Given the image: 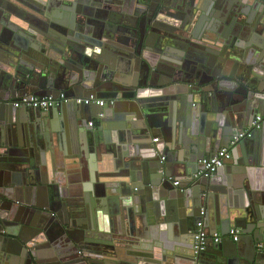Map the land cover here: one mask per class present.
<instances>
[{
	"label": "water",
	"instance_id": "water-1",
	"mask_svg": "<svg viewBox=\"0 0 264 264\" xmlns=\"http://www.w3.org/2000/svg\"><path fill=\"white\" fill-rule=\"evenodd\" d=\"M184 1L189 27L176 0H0V264H264V147L230 145L264 112V0ZM61 94L106 104H10ZM225 147L230 171L195 178ZM210 201L223 241L196 257Z\"/></svg>",
	"mask_w": 264,
	"mask_h": 264
},
{
	"label": "built area",
	"instance_id": "built-area-1",
	"mask_svg": "<svg viewBox=\"0 0 264 264\" xmlns=\"http://www.w3.org/2000/svg\"><path fill=\"white\" fill-rule=\"evenodd\" d=\"M74 101L76 103H84L87 105L95 104L99 107H104L106 101L95 96H91L88 99H78V98H69L65 94H61L58 98L52 96H36V95H26L23 97H18L15 101L10 104L16 109H39L41 111H49L55 108L59 104L69 103ZM114 101H111L110 104H113ZM103 118V114L98 116V119ZM95 121L89 122V126L94 127ZM264 127V112L259 113L251 124L237 132L231 141V146H235L241 141H246L253 138L256 132H259ZM158 139H154V142H157ZM231 151L229 148H221L218 153L211 157L199 161L201 168L195 174V178H212L215 176L223 167H225L227 161L231 159ZM164 160V158L162 159ZM173 185L175 187L180 186L179 181H174ZM204 209V208H203ZM201 210V220L196 225V230L193 236V252L194 256H199L201 253L208 249L210 242L215 245H220L223 241V236L220 232L209 233L205 227L203 221V216L205 215V210ZM240 230L237 228H232L230 230V238L234 242H238L240 238Z\"/></svg>",
	"mask_w": 264,
	"mask_h": 264
},
{
	"label": "crops",
	"instance_id": "crops-1",
	"mask_svg": "<svg viewBox=\"0 0 264 264\" xmlns=\"http://www.w3.org/2000/svg\"><path fill=\"white\" fill-rule=\"evenodd\" d=\"M32 3H36V5L39 3V0H30ZM249 6V8H251V6L250 5H248ZM253 8L254 7H252L251 9L253 10ZM151 93L153 94V95H156L157 93H161V92H156V91H151ZM150 92L149 93H146V95L147 96H151L152 94H151ZM105 100V99H104ZM197 107V106H196ZM237 112H238V115H241V109H238L237 110ZM93 121H95V124H94V127H92V129L93 130H97V128L100 126L99 124H98V121H96L94 118L92 119ZM90 122V121H89ZM251 124V123H250ZM249 124V125H250ZM248 125V126H249ZM247 126V127H248ZM88 127H91V126H89V123H88ZM246 128V127H245ZM226 129H229V127H227ZM230 129H231V127H230ZM244 129V128H243ZM264 129V128H263ZM263 129H262V131H263ZM242 130V129H241ZM241 130H238L237 132H239V131H241ZM237 132H235L234 134H236ZM257 133V132H256ZM258 139L259 140H257V141H255V143H257V144H259V146H260V148L261 147H264V134H262L261 132H260V134H259V132H258ZM260 135V136H259ZM159 137H161V135H159V134H157V135H155L152 139H151V141L152 142H154V139H157V138H159ZM158 144H162V141H161V139L160 140H158ZM69 157V156H68ZM71 158V157H70ZM70 165H72V166H76L75 164H73V163H71ZM50 167H52V165H49ZM56 166V165H55ZM57 167V166H56ZM226 169H228L229 171H230V169L229 168H231V166H227L226 165ZM229 167V168H228ZM100 168H106L107 169V172H111V173H113V171H114V167H113V165L112 166H110L109 165V162L105 165V166H100ZM58 171V176L60 177L59 179H61V180H63V181H66V179H67V175H66V173H64V172H62V170L59 172V170L60 169H57ZM83 172V171H82ZM106 172V173H107ZM116 172V171H115ZM222 173L223 174H225V176L227 175V173L225 172V168H224V170H222ZM85 174H88V172H83L82 174H80V176L82 177V180L83 181H86L87 180V177L86 176H84ZM173 176L174 177H172V180H173V182L174 181H179L180 182V186L182 185V181H181V178H182V176L181 175H179V174H177V173H174L173 172ZM74 175H76V174H74ZM74 175H72V176H74ZM66 177V178H65ZM80 177V178H81ZM72 180H74V181H76V180H78V177L76 176V177H73L72 178ZM172 185H173V183H172ZM179 186V187H180ZM173 187H175L174 185H173ZM92 191V190H91ZM91 194H93V193H91ZM203 208V210H205V215L203 216V221H204V223H205V227H206V229H207V231L209 232V233H213V231H211V229H213V222L215 221V219H216V217L217 216H220V205H218L217 203H213V201H210L209 203H207V205L206 204H204L203 206H202ZM104 218H106L107 220H109V219H112L113 220V214H110V217H106V215L103 217V219ZM198 219H199V221L202 219L201 218V213H200V215L198 216ZM115 220V219H114ZM114 220L112 221V223H111V226H112V230H113V225L115 224L116 225V220H115V223H114ZM198 221V222H199ZM104 224H105V219H104ZM123 224V222L122 223H120V226ZM138 226L139 227H141L142 226V223L141 222H138ZM123 229H124V233L127 235V240L128 239H131V238H135L134 236L133 237H129V234L130 233H132L133 232V229H132V226L131 225H129L128 223H126L125 225H123ZM240 230V229H239ZM108 231H110V226H109V222H108ZM214 232H220L218 229H217V231H214ZM109 234L110 235H112V236H116V237H120V236H122V234L121 233H119V232H115V233H113V232H109ZM132 239V240H133ZM232 240V239H231ZM190 241V243H192L193 244V237L189 240ZM233 241V240H232ZM239 241H241V239H239ZM238 241V242H239ZM228 243H230V242H228ZM240 243H243V242H240ZM210 247H213V248H217L218 246L217 245H215V244H213L212 242H210ZM227 245H231V244H227ZM123 246H125L124 248L125 249H133L134 247H137V246H133L132 244H128L127 242H124L123 243ZM129 246V247H128ZM138 248V247H137ZM124 249V250H125ZM131 250H128L129 252H131Z\"/></svg>",
	"mask_w": 264,
	"mask_h": 264
},
{
	"label": "flooded vegetation",
	"instance_id": "flooded-vegetation-1",
	"mask_svg": "<svg viewBox=\"0 0 264 264\" xmlns=\"http://www.w3.org/2000/svg\"><path fill=\"white\" fill-rule=\"evenodd\" d=\"M123 2H125L126 0H122ZM182 0H176V3L174 4L175 6L173 8H171V10L173 12H177L178 15L181 14L183 16V24L184 21L186 22V27H189V25H187V23H190L191 17L194 14L198 19H201V14L199 12V10H196L193 12L189 11L188 9V3L187 1L185 2L184 0L181 2ZM217 1H221V0H217ZM190 2V1H189ZM245 10L248 12L249 11V6L248 5H244ZM119 7V6H118ZM117 8V6H116ZM187 11V12H186ZM160 12V9H158V11H156L155 15H154V19H157L160 15L163 16V19H166L167 16H165L163 13H158ZM194 19V17L192 18V20ZM200 21V20H199ZM264 22V20H262ZM191 26V24H190ZM177 30V28H176ZM186 30V28H185ZM213 36H216L214 33H212ZM263 38V37H262Z\"/></svg>",
	"mask_w": 264,
	"mask_h": 264
},
{
	"label": "bare ground",
	"instance_id": "bare-ground-1",
	"mask_svg": "<svg viewBox=\"0 0 264 264\" xmlns=\"http://www.w3.org/2000/svg\"><path fill=\"white\" fill-rule=\"evenodd\" d=\"M13 101H15V100H13ZM1 103V102H0Z\"/></svg>",
	"mask_w": 264,
	"mask_h": 264
}]
</instances>
